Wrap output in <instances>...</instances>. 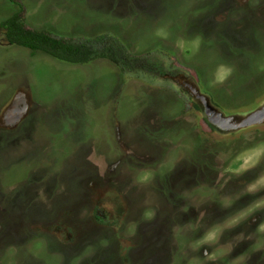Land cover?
<instances>
[{
	"label": "rangeland",
	"instance_id": "374dc122",
	"mask_svg": "<svg viewBox=\"0 0 264 264\" xmlns=\"http://www.w3.org/2000/svg\"><path fill=\"white\" fill-rule=\"evenodd\" d=\"M16 13L136 71L0 27V264H264V0H0Z\"/></svg>",
	"mask_w": 264,
	"mask_h": 264
},
{
	"label": "trees",
	"instance_id": "16d2710c",
	"mask_svg": "<svg viewBox=\"0 0 264 264\" xmlns=\"http://www.w3.org/2000/svg\"><path fill=\"white\" fill-rule=\"evenodd\" d=\"M4 37L11 46L42 52L59 61L74 65H85L98 59H106L119 65L124 72L136 71V66L120 56L122 50L118 42L110 41L103 49H96L94 43H103L108 38L102 36L94 40H72L57 38L46 31L27 29L19 13L0 24Z\"/></svg>",
	"mask_w": 264,
	"mask_h": 264
},
{
	"label": "water",
	"instance_id": "95a60500",
	"mask_svg": "<svg viewBox=\"0 0 264 264\" xmlns=\"http://www.w3.org/2000/svg\"><path fill=\"white\" fill-rule=\"evenodd\" d=\"M182 79V82L179 83V80ZM178 80V85L186 90L187 87H189L188 93L190 94V96L192 97L193 101L199 106V109L201 111H203V106L205 105L206 110L212 112V113H216V109L214 108V106L212 105V103L210 102L209 98L206 97L205 94L201 93L199 90V87L196 85V83L191 79H187V78H180ZM216 115V114H215ZM228 119V118H227ZM230 120V119H229ZM213 121V120H212ZM211 121V119L209 120V123L212 124V126L214 128H216L217 126L214 125L215 123H213ZM216 122V121H215ZM220 123V122H218ZM217 124V123H216Z\"/></svg>",
	"mask_w": 264,
	"mask_h": 264
},
{
	"label": "flooded vegetation",
	"instance_id": "af4514ba",
	"mask_svg": "<svg viewBox=\"0 0 264 264\" xmlns=\"http://www.w3.org/2000/svg\"><path fill=\"white\" fill-rule=\"evenodd\" d=\"M204 108H203V111H202V113H203V115L204 116H206L207 114H208V110H206V108H205V105L203 106ZM209 115V114H208ZM259 117H256V119H258Z\"/></svg>",
	"mask_w": 264,
	"mask_h": 264
}]
</instances>
